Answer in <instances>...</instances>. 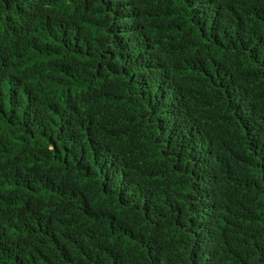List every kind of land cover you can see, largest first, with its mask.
<instances>
[{
  "label": "trees",
  "instance_id": "16d2710c",
  "mask_svg": "<svg viewBox=\"0 0 264 264\" xmlns=\"http://www.w3.org/2000/svg\"><path fill=\"white\" fill-rule=\"evenodd\" d=\"M0 264H264V0H0Z\"/></svg>",
  "mask_w": 264,
  "mask_h": 264
}]
</instances>
